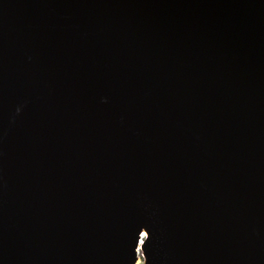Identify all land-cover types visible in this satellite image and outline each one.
I'll use <instances>...</instances> for the list:
<instances>
[{"label":"water","instance_id":"obj_1","mask_svg":"<svg viewBox=\"0 0 264 264\" xmlns=\"http://www.w3.org/2000/svg\"><path fill=\"white\" fill-rule=\"evenodd\" d=\"M264 264V0H0V264Z\"/></svg>","mask_w":264,"mask_h":264},{"label":"bare ground","instance_id":"obj_2","mask_svg":"<svg viewBox=\"0 0 264 264\" xmlns=\"http://www.w3.org/2000/svg\"><path fill=\"white\" fill-rule=\"evenodd\" d=\"M146 229L144 228L143 231H142V234H141V237H140V241L137 245V254H136V258H135V262L134 264H139L140 261H141V257H144L145 256V253H144V249L142 247V242L146 236Z\"/></svg>","mask_w":264,"mask_h":264},{"label":"rangeland","instance_id":"obj_3","mask_svg":"<svg viewBox=\"0 0 264 264\" xmlns=\"http://www.w3.org/2000/svg\"><path fill=\"white\" fill-rule=\"evenodd\" d=\"M144 261H145L144 257H141V261L139 264H144Z\"/></svg>","mask_w":264,"mask_h":264}]
</instances>
